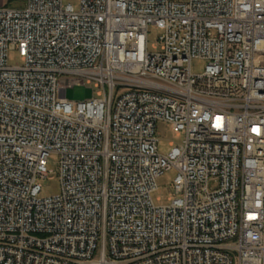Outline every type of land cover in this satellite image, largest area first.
Listing matches in <instances>:
<instances>
[{
  "label": "built area",
  "instance_id": "obj_1",
  "mask_svg": "<svg viewBox=\"0 0 264 264\" xmlns=\"http://www.w3.org/2000/svg\"><path fill=\"white\" fill-rule=\"evenodd\" d=\"M0 264H264V0L0 7Z\"/></svg>",
  "mask_w": 264,
  "mask_h": 264
},
{
  "label": "rangeland",
  "instance_id": "obj_2",
  "mask_svg": "<svg viewBox=\"0 0 264 264\" xmlns=\"http://www.w3.org/2000/svg\"><path fill=\"white\" fill-rule=\"evenodd\" d=\"M22 0H14L9 5H16ZM149 46L151 50L152 45L158 43V37L162 32V29L150 26L149 28ZM10 64H19L21 62L18 52L12 51L9 55ZM207 61L204 59H194L191 63V68L194 73H202L205 70ZM79 77L71 78L65 77L61 80L62 85L65 87L64 94L69 100L72 101H85L97 96L98 88L94 83H87L83 80L82 84H78L75 80ZM157 136L159 138V151L161 153H168L171 150L170 143L178 145L182 141V137L178 136L173 130L172 126L165 122H159L157 124ZM48 169L51 171L50 176L42 182L41 196L49 197L57 195L60 192V181L58 176L59 171V157L57 154H51L48 158ZM177 171L175 168L167 170L158 180L159 189L154 193V200L158 204L167 202V199L173 193L171 184L173 183ZM160 197V201L157 199Z\"/></svg>",
  "mask_w": 264,
  "mask_h": 264
},
{
  "label": "crops",
  "instance_id": "obj_3",
  "mask_svg": "<svg viewBox=\"0 0 264 264\" xmlns=\"http://www.w3.org/2000/svg\"><path fill=\"white\" fill-rule=\"evenodd\" d=\"M14 0H0V7L3 6H9V7H22L25 4V0H22L21 2L17 3L16 5H9Z\"/></svg>",
  "mask_w": 264,
  "mask_h": 264
},
{
  "label": "bare ground",
  "instance_id": "obj_4",
  "mask_svg": "<svg viewBox=\"0 0 264 264\" xmlns=\"http://www.w3.org/2000/svg\"><path fill=\"white\" fill-rule=\"evenodd\" d=\"M63 93V92H62Z\"/></svg>",
  "mask_w": 264,
  "mask_h": 264
}]
</instances>
